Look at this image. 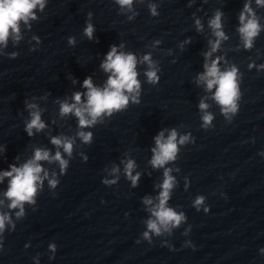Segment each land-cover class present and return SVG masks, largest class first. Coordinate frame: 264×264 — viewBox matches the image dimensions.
Returning a JSON list of instances; mask_svg holds the SVG:
<instances>
[{
    "label": "clouds",
    "instance_id": "1",
    "mask_svg": "<svg viewBox=\"0 0 264 264\" xmlns=\"http://www.w3.org/2000/svg\"><path fill=\"white\" fill-rule=\"evenodd\" d=\"M117 2L123 6H130L132 0H117ZM257 4L264 5V0H256ZM40 6L41 10L44 6V0H0V43H6L9 36L16 34L19 38L20 22L27 23L28 20L35 19L34 9ZM153 14L155 9L152 7ZM247 14V15H246ZM251 17V18H248ZM241 27L239 32L244 41L245 47L250 48L252 46L253 38L256 37L260 31V26L255 18L254 13L249 4L244 5V10L240 13ZM199 24V21H197ZM210 26L213 29H220V14L217 13L216 17L210 21ZM94 28L92 24H87L84 29V34L89 38H93ZM217 37H223L222 31H216ZM69 44H74V38H69ZM217 44H213V51H215ZM208 56L211 53L206 54ZM145 61L150 62L148 56L144 57ZM137 60L132 54H125L117 51V47L113 45L110 51L106 55L105 61L101 64V67L105 72L111 73L108 77L107 84L105 87L98 88L92 83L91 78H86L83 82V87L87 89V101L86 103L81 102V94H74L75 103L61 104V114L74 113L79 120L80 127H88L94 124L97 118L103 114L111 115L114 111L124 109L129 103V95L136 93L139 95L140 83L137 79L138 73L136 71ZM206 72L200 76V80L205 81L207 89L211 90L215 86L216 91L214 98L222 106L224 112H235L236 111V99L238 97V86H237V69L233 67L231 70L220 72L218 68V62L213 61L210 65L205 64ZM149 82L155 83L158 79L156 71L151 69L146 72ZM133 102H138L136 96L132 97ZM77 105H80L79 107ZM29 108H35V105H28ZM201 109H206L207 105L201 102ZM31 121L26 126V131L31 136L32 129L35 128L37 131L45 127L41 121L39 111L31 112ZM205 124L210 123L212 116L206 114L203 117ZM79 136L81 139L88 143L92 138V133L80 132ZM177 133L175 130L171 132L168 138L165 140L163 132H161L156 138L157 147L153 149V159L151 163L153 166H163L167 161L174 160L177 153ZM187 137H181L180 142L183 143ZM54 145L62 146L64 151L71 155L72 142L69 140H62L61 138L54 137L51 141ZM54 159L59 161L62 171L68 166V162L62 159L61 153L58 151L54 157H50L47 151L37 149L35 151L34 158L24 163L21 167L15 165L10 166V171L3 172L0 179L3 177H9V187L6 192V196L11 200L10 208L21 207V215L23 212V203L29 202L34 203L33 197L37 193V185L41 181L40 173L42 168L37 163L41 160ZM133 162L129 161L127 164L126 171L128 176L132 179L133 184L136 183L138 175L133 177L131 175V169L133 168ZM45 175H47L45 173ZM114 182V181H113ZM50 184L55 186L56 181H50ZM173 187V178L168 175V170L165 171V179L162 184V191L159 196V204L152 209V214L155 217L154 220L147 222V228L157 235L161 234V229L169 231V226H179L180 223L185 219L183 213H177L170 207H166V203L169 199V191ZM146 204H151L150 199H145ZM203 203V197H197L195 200V206L199 210V206ZM207 212L208 209L206 208ZM9 217L7 215L0 214V231L4 229L6 220ZM144 237L147 239L149 233L145 232ZM53 249L54 245H50Z\"/></svg>",
    "mask_w": 264,
    "mask_h": 264
}]
</instances>
